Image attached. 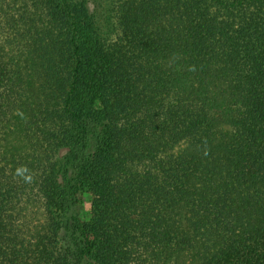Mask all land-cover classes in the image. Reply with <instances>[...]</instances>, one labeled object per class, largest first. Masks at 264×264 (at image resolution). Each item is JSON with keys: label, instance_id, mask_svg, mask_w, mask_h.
I'll list each match as a JSON object with an SVG mask.
<instances>
[{"label": "trees", "instance_id": "trees-1", "mask_svg": "<svg viewBox=\"0 0 264 264\" xmlns=\"http://www.w3.org/2000/svg\"><path fill=\"white\" fill-rule=\"evenodd\" d=\"M0 264H264V0H0Z\"/></svg>", "mask_w": 264, "mask_h": 264}, {"label": "rangeland", "instance_id": "rangeland-1", "mask_svg": "<svg viewBox=\"0 0 264 264\" xmlns=\"http://www.w3.org/2000/svg\"><path fill=\"white\" fill-rule=\"evenodd\" d=\"M90 198L88 197H85V200H84V203L83 205L79 208L78 212L80 214V216L83 218V219H88L90 217Z\"/></svg>", "mask_w": 264, "mask_h": 264}]
</instances>
